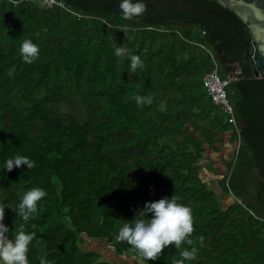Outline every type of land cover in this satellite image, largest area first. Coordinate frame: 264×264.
<instances>
[{
    "label": "trees",
    "instance_id": "trees-1",
    "mask_svg": "<svg viewBox=\"0 0 264 264\" xmlns=\"http://www.w3.org/2000/svg\"><path fill=\"white\" fill-rule=\"evenodd\" d=\"M145 2L143 15L125 19L120 0H62L70 13L0 0L4 222L15 235L23 223L16 205L24 191L40 187L47 196L24 230L35 231L45 251L31 248L30 264L45 254L52 264H128L127 257L175 264L193 247L197 255L186 264H264V79H254L243 63L252 36L231 11L208 0ZM24 39L39 45L31 64L19 52ZM131 54L141 57L142 68L131 70ZM213 62L218 76L230 79L238 150L202 87ZM136 95L152 103L138 105ZM221 145H235L218 182L228 202L201 178ZM16 155L35 166L3 171ZM173 194L192 209L191 244L148 261L116 239L145 202Z\"/></svg>",
    "mask_w": 264,
    "mask_h": 264
},
{
    "label": "clouds",
    "instance_id": "clouds-1",
    "mask_svg": "<svg viewBox=\"0 0 264 264\" xmlns=\"http://www.w3.org/2000/svg\"><path fill=\"white\" fill-rule=\"evenodd\" d=\"M119 8L125 19H133L143 15L147 11L145 0H120ZM21 58L31 64L39 58L40 49L32 39H24L20 49ZM125 53L124 46L115 49L117 56ZM130 67L132 71L142 68L144 61L137 54L130 55ZM136 103L143 106L151 104L148 96H135ZM161 110L166 107V102H161ZM32 169L35 162L26 155H16L5 161L3 171L11 172L14 168ZM47 196L45 189L33 187L23 192L19 203L16 205V217H20L23 223L15 235L13 229L5 221V203H0V264H30L29 252L31 248L38 247L41 252L45 248L41 246V240L37 238L35 231H25L24 228L33 214L38 212L40 202ZM179 197L174 194L158 200L145 202L142 208L136 210L135 216L130 221H124L119 229L116 239L126 241L140 255L148 261H158L165 248L179 249L183 243L191 244V234L194 232V219L191 207L180 203ZM11 209V208H9ZM35 228V225H32ZM197 249L185 248L181 253V259L175 264H186V261L194 260ZM40 264H52L46 254L40 258Z\"/></svg>",
    "mask_w": 264,
    "mask_h": 264
},
{
    "label": "water",
    "instance_id": "water-1",
    "mask_svg": "<svg viewBox=\"0 0 264 264\" xmlns=\"http://www.w3.org/2000/svg\"><path fill=\"white\" fill-rule=\"evenodd\" d=\"M231 11L252 36L250 64L256 79H264V0H208ZM217 14L221 15L220 9Z\"/></svg>",
    "mask_w": 264,
    "mask_h": 264
},
{
    "label": "built area",
    "instance_id": "built-area-1",
    "mask_svg": "<svg viewBox=\"0 0 264 264\" xmlns=\"http://www.w3.org/2000/svg\"><path fill=\"white\" fill-rule=\"evenodd\" d=\"M32 1H35L40 7L45 9L59 7L61 9L67 10L62 4V0H32ZM213 64L215 66V70L205 75L202 81V87L205 90L211 102L223 113L227 123L231 126L232 131L236 136L235 145H236V149L238 150L239 141H240V137H239L240 127L236 122L233 106L228 102L226 95V89L230 83V79L228 80L221 79L217 74L216 65L214 62Z\"/></svg>",
    "mask_w": 264,
    "mask_h": 264
},
{
    "label": "rangeland",
    "instance_id": "rangeland-1",
    "mask_svg": "<svg viewBox=\"0 0 264 264\" xmlns=\"http://www.w3.org/2000/svg\"><path fill=\"white\" fill-rule=\"evenodd\" d=\"M220 151L218 154H210V162L204 163L203 171L201 173V178L208 185V187L215 193L218 199H221L222 202H228L231 198L230 195L223 194L219 188L218 182L222 179L223 176L228 174V170L230 168V160L232 158V153H229L230 157L227 156V151H230L231 148L235 149V145L227 146L229 149L227 150L225 145L218 146ZM230 201V200H229ZM107 252L104 253L105 258ZM114 258L112 255H109ZM128 264H135V260L132 258H124ZM117 260V259H115Z\"/></svg>",
    "mask_w": 264,
    "mask_h": 264
},
{
    "label": "flooded vegetation",
    "instance_id": "flooded-vegetation-1",
    "mask_svg": "<svg viewBox=\"0 0 264 264\" xmlns=\"http://www.w3.org/2000/svg\"><path fill=\"white\" fill-rule=\"evenodd\" d=\"M252 41H253V39L251 38V40L249 41V44H250L249 56L248 57L245 56V58L243 59V63H244L245 66H247L249 69H251V70L248 71V74H251L252 77H254V79H256L254 74H253L252 66L250 64L251 63L250 62V55H251V43H252ZM246 55H247V53H246ZM232 75L236 76V75H239V73L235 72V73H232ZM257 80H262V79H257Z\"/></svg>",
    "mask_w": 264,
    "mask_h": 264
}]
</instances>
